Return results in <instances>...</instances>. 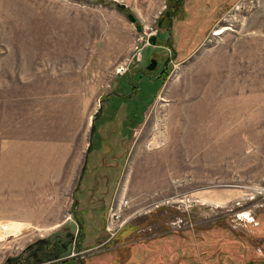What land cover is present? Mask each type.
Returning <instances> with one entry per match:
<instances>
[{
    "label": "rangeland",
    "instance_id": "obj_1",
    "mask_svg": "<svg viewBox=\"0 0 264 264\" xmlns=\"http://www.w3.org/2000/svg\"><path fill=\"white\" fill-rule=\"evenodd\" d=\"M230 1L0 0V166L12 165L16 152H36L45 138L30 137V128L37 132L39 118L50 126L60 100L85 88L87 97L78 99L87 106L89 142L91 119L115 85L117 69L142 64L132 58L137 46L144 62L159 53L168 66L163 80H141L143 99L121 106L122 113L130 105L141 109L129 114L134 129L125 167L102 149L89 159L80 188L79 160L59 174L51 162L33 161L32 170L47 175L0 176V222H13L10 239L0 243V264L28 258L27 264H50L57 253L70 251L91 255L83 263L55 264H125L129 256L128 264H149L182 246L193 248L195 258L175 264H204L215 247L201 252L200 244L222 234L248 237L251 249H264L258 236L264 213V0ZM127 12L143 31L158 32L156 46L144 48L143 31ZM221 27L227 29L214 34ZM197 114L208 118L203 138L192 123ZM156 126L166 129L165 144L156 143ZM101 139L93 137L96 147L111 144ZM115 150L121 158L128 151L122 144ZM116 198L129 201L122 213L131 217L102 244ZM220 253L214 254L229 264L242 257L241 250Z\"/></svg>",
    "mask_w": 264,
    "mask_h": 264
},
{
    "label": "crops",
    "instance_id": "obj_2",
    "mask_svg": "<svg viewBox=\"0 0 264 264\" xmlns=\"http://www.w3.org/2000/svg\"><path fill=\"white\" fill-rule=\"evenodd\" d=\"M161 13V12H160ZM174 18V17H173ZM172 27V26H171ZM126 55L128 53V49L126 50ZM87 90L86 88L79 91H74L66 100H60L61 104L56 106V112L51 118V125L46 126L42 125L41 123L44 122V119L39 118V122L37 124V132H34L33 128H30V137L32 136H43L45 140L38 141L37 145H40L39 149L36 152L30 153H14L13 155V164L9 166L7 164H2L0 166V176L4 174V176H12L14 177H32L36 176L38 173L43 175H47V170L44 171H34L32 170V164H28V162L33 161H43V162H51L53 165L54 170L56 173L59 174L60 171L63 169V166L70 165V170H74L77 161H82L81 168H80V177L82 174V169L84 166L87 168V163L91 157H93L94 152L99 150L102 154L103 152L106 154V157H112L113 161L122 160L124 162L123 167H125L126 159L129 155L130 149V140L129 135L125 132L126 129L124 128L123 131H120V125H115L113 128L107 126V121L99 124V130L96 131L99 134H108L110 137L111 144H105L102 147H96L95 143L93 142V135L91 138L89 137V142L85 139V113L87 110V106L85 104H81V100L78 98H85L87 97ZM154 92L151 93L153 95ZM94 96V94H92ZM155 97V95L153 96ZM84 102V100H83ZM64 108V111H59ZM208 109V108H207ZM206 111H209V109ZM213 110V109H211ZM59 111V112H58ZM205 112L201 110L199 113ZM109 113V111L107 112ZM93 119V118H92ZM91 119V120H92ZM205 116L196 115V119L192 121L195 122V128L197 131V135L199 134L200 138L205 137L206 133L202 132L201 129L204 128L203 124H208V118ZM207 121V122H206ZM92 124V121H91ZM105 126V127H104ZM197 126V127H196ZM110 128V130H109ZM207 128L208 125H207ZM116 130V131H115ZM196 132V131H195ZM26 136V134H24ZM190 136L192 137L193 134ZM202 136V137H201ZM108 137V138H109ZM121 137H124L123 141ZM91 140V141H90ZM108 141V140H105ZM204 143V141H201ZM120 144L123 145L124 150H128L126 157L121 158V151L117 152L115 150ZM91 146V147H90ZM90 147V148H89ZM81 152V155H80ZM107 158H105L106 160ZM7 160V159H6ZM91 160H94L93 158ZM65 162V163H64ZM64 165L61 166V164ZM79 181V180H78ZM117 192V189H116Z\"/></svg>",
    "mask_w": 264,
    "mask_h": 264
},
{
    "label": "flooded vegetation",
    "instance_id": "obj_3",
    "mask_svg": "<svg viewBox=\"0 0 264 264\" xmlns=\"http://www.w3.org/2000/svg\"><path fill=\"white\" fill-rule=\"evenodd\" d=\"M150 45H151L150 43L146 44L144 48ZM166 60H167V56L156 53L155 55H151V57H149L146 60V62H144L145 60L143 59V52H142V56L139 61V63L141 62L142 64L139 65L138 68H135L134 70H130V66L132 62L131 61L129 63L125 62V66H121V68H119L120 71H118L117 69V74L119 76L117 75V78L115 79L116 83L113 86L112 90L110 91V94L101 96L102 97L101 102H103V105L102 104L100 105L99 110L96 112V116L93 118V122L91 125V137L93 135L97 137V135L99 134L96 132L99 130L98 120L103 119L104 117V119L109 120L107 121L108 123H115V125H120V127H118L120 128V131H123L124 128H127L125 132L129 135V139L131 138L130 131L134 129V126L131 125L132 123L131 124L129 123L130 121L129 114L134 113L135 111L140 113L139 111L141 109L138 108V106L130 105L131 106L130 110L128 111V107H129L128 106L126 111H123L124 113L123 115L122 110L123 108H125L123 105H126V103L131 102V101L136 103L140 101V99L144 98L143 95L141 94L143 91V88L142 86L139 85L141 80L145 79L148 84H152L159 80H163L164 75H166V72L168 71V66L165 62ZM150 66H153L154 68L152 70H149L148 68ZM118 77H121L123 81L125 80L124 87L122 86L123 81L119 79ZM151 93L152 92H150V95ZM121 106H123L122 109H121ZM108 111L109 113L107 114ZM92 126L94 127L92 128ZM99 135L101 136L102 141L110 140V137L108 134H99ZM121 139L125 141L124 137L123 138L121 137ZM107 241H108V238H107ZM105 242L106 241H104L102 244H104ZM84 246H85L84 241L82 240L81 244H79L78 246L79 251H81V249H83ZM102 246L103 245L100 244V247ZM89 255L84 256V257L82 256V258H80L81 253H79V255L78 254L71 255V251L67 254L57 253L56 257L53 259V261L50 264L64 262L69 259L80 260L83 263V261L89 259L87 258ZM28 260H30V258H28L27 260L25 259V261L22 259L21 262L23 264H27ZM40 263L43 264L42 262Z\"/></svg>",
    "mask_w": 264,
    "mask_h": 264
},
{
    "label": "trees",
    "instance_id": "obj_4",
    "mask_svg": "<svg viewBox=\"0 0 264 264\" xmlns=\"http://www.w3.org/2000/svg\"><path fill=\"white\" fill-rule=\"evenodd\" d=\"M234 1L235 0H232V1H230V3H233ZM120 7L122 10H124L123 6H120ZM166 14H167L166 16L168 17V20L170 21V25L172 26L174 16H172L171 11H170V13H166ZM93 127L94 126H92V128ZM127 152L125 153V157L127 155ZM123 165H124V163H123ZM85 169H86V167L84 166V168L82 169L81 177H80L81 183L79 184V188H80V185L82 184V177H83V173H84ZM77 201L79 202L77 195H76V199L74 202L77 203ZM77 219L80 220L79 216H77ZM258 224H259L258 230L260 232V235H258V236L261 238H264V213L260 216V222ZM107 237H108V232L106 231L105 236H100L99 237L100 240L98 242L105 241L107 239ZM175 237L181 238L180 236H175ZM169 239H170V241H173L172 242L173 244L175 243L174 242L175 239L173 240L172 237ZM183 239H190V238L184 237ZM167 240H168V237H167ZM218 240H220V242H218V243H222L223 246L221 244L216 243ZM212 243H214V244H212ZM155 244H156V242L154 241L150 244V246H153ZM250 245L253 246L251 244V239L248 237H243L241 239L235 240V239H233L227 235L225 236V234H222V235H219V237H217L216 239L215 238L212 239L211 241L210 240H207V241L203 240V242L200 244V247L202 249L201 252L206 251V250L208 252V250L213 248V246L215 247V250L213 253L210 251L207 254L208 255L207 257L204 256V258H203L204 264H229L227 261L223 262L221 259H218L214 253H217V251H221V253H220L221 255L223 254L224 256H227V254L238 253V250L242 251V253H241L242 257H241V260L238 264H264V249L263 250L261 249V251L260 250L258 251L254 247H252V249H251ZM191 250H193V248H191L189 246H182V247H178L177 249H173L172 251H170L168 253L163 252V253L157 254V256H155V257H157V259L155 261L150 262L149 264H175L178 258H182L183 262H185L187 260L190 261V260L195 258V255L191 253ZM212 256H214V257L216 256V257L214 258ZM209 258H210V260H209ZM228 258H230V257H228ZM131 260H132V258H131V256H129V258L126 260L125 264H128V261H131ZM131 263L143 264V260L142 259H135V260L133 259V261Z\"/></svg>",
    "mask_w": 264,
    "mask_h": 264
},
{
    "label": "built area",
    "instance_id": "obj_5",
    "mask_svg": "<svg viewBox=\"0 0 264 264\" xmlns=\"http://www.w3.org/2000/svg\"><path fill=\"white\" fill-rule=\"evenodd\" d=\"M143 34L144 35L140 36L139 41L143 42V40H144L145 41L144 45H146V44H149V40H150L151 36L154 34H158V32L153 31V30L149 33L143 31ZM136 49L137 50L134 52L132 58L136 59L137 61H140L141 56H142V52H141L142 48L137 46ZM118 71H120V70L118 69ZM129 204H130L129 201L127 199H124V198L123 199L122 198H120V199L116 198V199H114V201H112V203L109 207V210H108V216H107V222H106V230L109 234L110 239L116 237L119 234L123 225L131 217V216H128L125 220V219H123V213H122V210L126 206H128ZM8 240L9 239L4 240V241H0V243L6 242Z\"/></svg>",
    "mask_w": 264,
    "mask_h": 264
},
{
    "label": "bare ground",
    "instance_id": "obj_6",
    "mask_svg": "<svg viewBox=\"0 0 264 264\" xmlns=\"http://www.w3.org/2000/svg\"><path fill=\"white\" fill-rule=\"evenodd\" d=\"M227 28H219L216 30V32L214 34L218 35L221 34L222 32H224ZM213 125V124H212ZM211 126V125H210ZM157 131L159 132V136L156 135L155 137V141L157 144H165L166 141L168 140L166 137V129L161 128L160 126H156ZM221 129V128H220ZM206 130V129H205ZM156 131V130H155ZM221 134V133H220ZM202 137V136H201ZM203 143V142H202ZM149 144H151V142H149ZM183 146V145H182ZM178 147V146H176ZM194 150V149H193ZM181 151V150H180ZM178 152V150H177ZM183 152V150H182ZM197 152V151H196ZM176 153V152H175ZM196 154V153H195ZM180 155V154H178ZM182 155V153H181ZM185 157V156H184ZM192 158V157H191ZM176 165V164H174ZM182 165V164H181ZM179 166V165H178ZM181 169V168H180ZM179 169V170H180ZM127 178V177H126ZM127 183V182H126ZM12 226H13V222H0V241H4L7 239H10L11 234H12Z\"/></svg>",
    "mask_w": 264,
    "mask_h": 264
},
{
    "label": "water",
    "instance_id": "obj_7",
    "mask_svg": "<svg viewBox=\"0 0 264 264\" xmlns=\"http://www.w3.org/2000/svg\"><path fill=\"white\" fill-rule=\"evenodd\" d=\"M122 6L125 8L126 7V4H122ZM128 18L130 19V21L133 23V24H136V28L139 32H142L143 31V26L141 24H138L137 23V16L135 14H133L132 12H127L126 13ZM157 42H158V35L157 34H154L151 36L150 40H149V43L153 46H156L157 45ZM154 67L153 66H150L148 69L149 70H152ZM93 122V119L91 120Z\"/></svg>",
    "mask_w": 264,
    "mask_h": 264
}]
</instances>
